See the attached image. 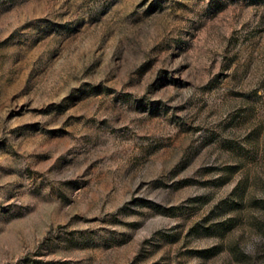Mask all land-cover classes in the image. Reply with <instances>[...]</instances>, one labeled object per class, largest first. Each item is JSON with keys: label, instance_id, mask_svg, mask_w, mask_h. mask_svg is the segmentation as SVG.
I'll use <instances>...</instances> for the list:
<instances>
[{"label": "rangeland", "instance_id": "obj_1", "mask_svg": "<svg viewBox=\"0 0 264 264\" xmlns=\"http://www.w3.org/2000/svg\"><path fill=\"white\" fill-rule=\"evenodd\" d=\"M0 264H264V0H0Z\"/></svg>", "mask_w": 264, "mask_h": 264}]
</instances>
